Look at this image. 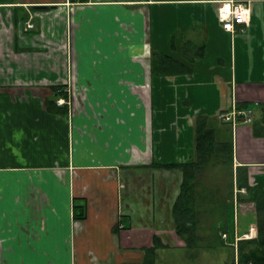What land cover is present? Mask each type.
<instances>
[{"label":"crops","instance_id":"obj_1","mask_svg":"<svg viewBox=\"0 0 264 264\" xmlns=\"http://www.w3.org/2000/svg\"><path fill=\"white\" fill-rule=\"evenodd\" d=\"M222 1L0 0V264H139L156 236L183 248L173 206L184 170L160 164L232 160L202 168L198 197L214 187L209 177L217 183L213 167H229L238 211L257 228L264 0H242L251 22L235 33L219 22ZM154 53L191 72L154 75ZM234 101L255 110L236 136L218 118ZM199 122L214 134L207 158L198 156ZM226 202L219 209L234 215V197ZM233 222L231 239L248 233Z\"/></svg>","mask_w":264,"mask_h":264},{"label":"trees","instance_id":"obj_2","mask_svg":"<svg viewBox=\"0 0 264 264\" xmlns=\"http://www.w3.org/2000/svg\"><path fill=\"white\" fill-rule=\"evenodd\" d=\"M203 55L204 47L202 46L197 50L196 59L201 58ZM190 72L191 68L188 64L179 62L169 54L154 53L152 56V73L154 75L173 76L178 74H188ZM55 103L57 104V102ZM240 106L247 105L241 104ZM261 126V129L264 131V124ZM256 134L259 135L257 130ZM213 138V131L207 128L205 123L199 122L197 125V151L199 158L206 157L205 155H208V153L214 148ZM227 150L230 153L231 147H228ZM213 161H224L223 163L229 165L232 160H196L195 162L185 164L171 163L158 165L167 168L179 166L184 170L185 177L181 185V191L173 206V218L175 221L176 232L185 242L184 247L187 252L193 251L191 252L192 255L197 257L204 249L209 250L224 247V244H221L224 242V239H222L221 235L219 236L216 233V230L220 232V226H218V224H213L212 227L209 226V230L198 229V223L203 219V212L199 201L205 196L203 193L198 197V193L200 192L198 190V185L200 184L198 177L202 168L208 166L209 163ZM244 184H246V182L240 181L239 186L242 187ZM84 200V204L74 205L75 217L77 219H84L86 217L87 203L86 199ZM253 201L255 202L257 214V236L252 239H243L239 241V264H264V190L257 188L254 192ZM227 213L222 214V218L226 219L225 221H228ZM218 217L221 216L219 215ZM223 226L225 229L222 228L225 232L228 224L226 223V225ZM212 234L216 236H213ZM165 247L166 246L162 244L159 237L156 236L154 238V245L146 248L145 260L139 264H162L158 261V254L159 250ZM234 262L233 258V264Z\"/></svg>","mask_w":264,"mask_h":264},{"label":"rangeland","instance_id":"obj_3","mask_svg":"<svg viewBox=\"0 0 264 264\" xmlns=\"http://www.w3.org/2000/svg\"><path fill=\"white\" fill-rule=\"evenodd\" d=\"M218 169V168H217ZM215 167H213V174H212V179L214 181V177H217V183L216 182H212L209 181L210 177L208 178L207 184L205 185H209L211 186L212 183L214 184V187L210 188L207 186L206 189L201 190V194H205V196L202 198V200L199 201V204L201 206V210H202V217L203 219L198 223V229L203 230V229H210V227L213 226V224H218V226H220V232L216 230V233L220 236L221 233L224 231L223 225H226V221L225 219L222 218V206L227 204V200L228 198H232L235 197V192L233 191V172L231 171V169H229V167L224 168L223 170H217ZM229 173V174H228ZM208 175H211L210 173H208ZM226 175H228L229 179L227 181L226 179ZM232 175V178L231 176ZM222 176L223 178V183L220 181L219 177ZM200 183V182H199ZM229 190H227V188ZM245 192V190H242ZM234 195V196H232ZM227 198V199H226ZM226 199V201H225ZM220 207H222L221 209H219ZM216 210V211H213ZM242 209V208H241ZM220 211V214H219ZM221 217H218V216ZM228 216V226H229V231L233 232L234 230V222H233V211L232 208L228 210L227 213ZM238 226L240 229V235L243 233V231H248V232H252V225H256L255 223V218L253 216V214L251 213H247V214H243L241 211L238 213ZM210 226V227H209ZM237 226V225H236ZM223 227V228H222ZM225 229V228H224ZM222 231V232H221ZM228 231V233H229ZM213 236H216L214 234H212ZM230 237V236H229ZM239 238H243L242 235L239 236ZM255 238L253 237V235L251 234L250 238L248 239H252ZM236 236L234 237V239H231V237L229 238V244L233 242V240L235 241ZM221 240V239H220ZM243 240V239H241ZM226 242V241H225ZM222 242L221 244H224L225 249H228V256H225L220 253V248H217L218 251H213V253H209V256H206L205 252L208 250H203L201 252V254L197 257L195 255H192L191 252H187L186 248H179V247H173L172 249L168 248V249H163L161 251H159L158 256H165V260L163 258H158V261L162 264H224V261H226V264H233V258H235V252H234V247L229 246L227 243ZM238 249V248H237ZM208 255V254H207ZM227 258V260H226ZM160 259H162L164 262H162ZM235 261V260H234ZM235 264V262H234Z\"/></svg>","mask_w":264,"mask_h":264},{"label":"built area","instance_id":"obj_4","mask_svg":"<svg viewBox=\"0 0 264 264\" xmlns=\"http://www.w3.org/2000/svg\"><path fill=\"white\" fill-rule=\"evenodd\" d=\"M218 18L222 28L230 33H235L238 30L241 32H245L247 28L250 26L251 22V8L249 2H245L242 0H224L221 2L218 9ZM34 27L33 23H28L27 28L31 29ZM69 102V100H68ZM65 98H61L58 100L59 105H63L68 103ZM218 118L227 124H230L233 129L234 136H236L238 128L243 124H252L255 118V110L252 106H240L235 101L233 105L228 110H223L218 113ZM237 193V192H236ZM238 196L235 194L234 197V221L235 226L238 221ZM256 226H252V232H248L244 234L241 239L250 238L251 234L256 231ZM222 239L228 242L229 234L228 232L221 233ZM239 236H236L235 242L232 243V246L235 248V264H239L238 260V241L241 240Z\"/></svg>","mask_w":264,"mask_h":264}]
</instances>
